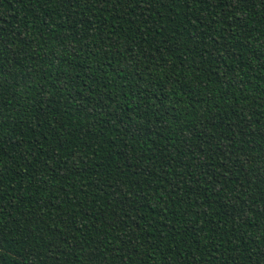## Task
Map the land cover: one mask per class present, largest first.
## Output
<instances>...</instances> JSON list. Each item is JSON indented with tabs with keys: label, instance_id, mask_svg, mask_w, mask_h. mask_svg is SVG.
Returning a JSON list of instances; mask_svg holds the SVG:
<instances>
[{
	"label": "trees",
	"instance_id": "16d2710c",
	"mask_svg": "<svg viewBox=\"0 0 264 264\" xmlns=\"http://www.w3.org/2000/svg\"><path fill=\"white\" fill-rule=\"evenodd\" d=\"M0 264H264V0H0Z\"/></svg>",
	"mask_w": 264,
	"mask_h": 264
}]
</instances>
